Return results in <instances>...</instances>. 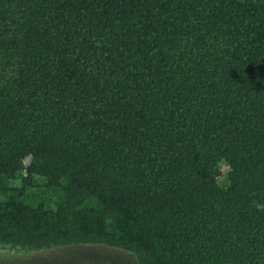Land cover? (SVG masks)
Wrapping results in <instances>:
<instances>
[{
	"label": "trees",
	"instance_id": "1",
	"mask_svg": "<svg viewBox=\"0 0 264 264\" xmlns=\"http://www.w3.org/2000/svg\"><path fill=\"white\" fill-rule=\"evenodd\" d=\"M7 191L1 244L264 264V0H0Z\"/></svg>",
	"mask_w": 264,
	"mask_h": 264
},
{
	"label": "rangeland",
	"instance_id": "2",
	"mask_svg": "<svg viewBox=\"0 0 264 264\" xmlns=\"http://www.w3.org/2000/svg\"><path fill=\"white\" fill-rule=\"evenodd\" d=\"M226 166L218 167L216 180L222 184ZM12 183V185H15ZM14 196L13 191L0 192V202ZM52 206V205H50ZM0 264H137L130 250L100 243L50 245L40 248H22L0 243Z\"/></svg>",
	"mask_w": 264,
	"mask_h": 264
},
{
	"label": "clouds",
	"instance_id": "3",
	"mask_svg": "<svg viewBox=\"0 0 264 264\" xmlns=\"http://www.w3.org/2000/svg\"><path fill=\"white\" fill-rule=\"evenodd\" d=\"M258 210L264 211V205L261 204H255L254 205Z\"/></svg>",
	"mask_w": 264,
	"mask_h": 264
}]
</instances>
